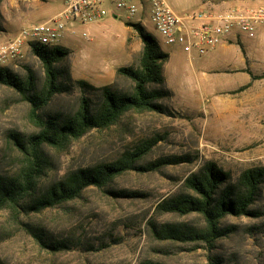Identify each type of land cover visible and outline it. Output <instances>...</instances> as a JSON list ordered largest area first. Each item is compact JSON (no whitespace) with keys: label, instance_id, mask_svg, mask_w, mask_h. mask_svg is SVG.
I'll return each mask as SVG.
<instances>
[{"label":"rangeland","instance_id":"rangeland-1","mask_svg":"<svg viewBox=\"0 0 264 264\" xmlns=\"http://www.w3.org/2000/svg\"><path fill=\"white\" fill-rule=\"evenodd\" d=\"M166 1L178 15L194 17L200 24L222 13L223 2L243 0ZM62 7L63 0H0V42L26 22L45 21ZM116 12L117 18L109 15L99 23L75 24L90 39L66 30L60 43L68 55L54 64L66 90L38 113L72 114L83 96L93 105L99 91L81 88L79 80L129 92L133 83L116 69L138 63L142 43L125 24L138 18L160 48L173 53L162 67L167 94L156 100L164 111H128L115 124L91 129L63 150L44 146L50 165L41 183L113 161L146 139L153 143L136 165L159 161L158 165L147 171L126 170L101 187L88 186L79 197L39 212L15 216L0 210V264H264V187L249 205L254 215H226L218 225L228 232L209 243L158 234L165 224L204 228L199 213L159 207L169 197L190 193L185 186L189 174L207 163L228 172L231 179L244 169L264 167V48L258 54L252 46L256 36L238 33L240 37L224 41L233 43L225 53L227 62L209 60L208 52L188 56L164 43L147 14L127 18ZM4 66L21 78L30 69L38 83L43 80L41 62L29 48ZM29 109L17 91L0 84V174L16 168L18 152L11 135L37 131L28 119Z\"/></svg>","mask_w":264,"mask_h":264},{"label":"trees","instance_id":"trees-1","mask_svg":"<svg viewBox=\"0 0 264 264\" xmlns=\"http://www.w3.org/2000/svg\"><path fill=\"white\" fill-rule=\"evenodd\" d=\"M125 24L135 30L142 43L138 63L116 69L117 75L131 80V90L118 92L110 85L94 87L79 80L81 88L99 91V95L93 105L89 96L81 97L77 110L72 114L45 117L38 113L56 93L66 90V84L59 81L54 66L56 61L68 55L66 47L40 45L31 48L43 68L41 83L36 81L30 69H27L25 78H21L7 66H0V84L14 89L29 103L28 119L37 127V131L27 136L11 135L18 158L14 171L0 174V210L7 209L15 216L39 212L79 197L88 186L101 187L126 170L156 169L159 161L145 166L136 165L153 143V140L146 139L134 149L125 150L113 161L77 168L45 186L41 183L50 165L44 146L63 150L91 129L115 124L128 111H164L156 100L167 94L162 89L165 84L162 67L169 54L160 48L141 23ZM185 186L190 189L189 194L169 197L159 207L179 214L199 213L204 218V228L165 224L158 234L168 239H202L209 243L228 232L227 228L218 225L226 215H254L249 205L264 187V167L244 169L231 179L228 172L207 163L186 177ZM54 248L57 249L56 246Z\"/></svg>","mask_w":264,"mask_h":264},{"label":"built area","instance_id":"built-area-1","mask_svg":"<svg viewBox=\"0 0 264 264\" xmlns=\"http://www.w3.org/2000/svg\"><path fill=\"white\" fill-rule=\"evenodd\" d=\"M116 10L127 18L147 14L165 44L178 46L189 55L205 54L234 33L252 38L258 25L264 26V7L245 12L229 9L197 24L194 17L178 15L166 0H63L56 15L42 22H26L13 37L0 42V66L19 60L33 46L61 45L66 30L90 39L88 32L75 24L99 23L109 15L117 18Z\"/></svg>","mask_w":264,"mask_h":264},{"label":"crops","instance_id":"crops-1","mask_svg":"<svg viewBox=\"0 0 264 264\" xmlns=\"http://www.w3.org/2000/svg\"><path fill=\"white\" fill-rule=\"evenodd\" d=\"M249 0H243L240 2H223L222 3V8L226 7L223 12H225L226 10L229 9H234V10H241L242 12L248 11L251 8H257V7H264V2H247ZM240 34H232L229 38V40H233L236 36H239ZM256 36V42L254 45V47H256L258 49V54L263 53V48H264V26L263 25H258L257 27V31L255 33ZM254 36V37H255ZM240 37V36H239ZM155 40L158 42V44L161 47V44L159 43V41L155 38ZM229 45H233V43H228ZM228 44L226 42H223L219 45H217L215 48L211 49L207 55L209 54V60H224L225 62H227V60H229V58H227V56L225 55V53L227 52V47ZM66 47V45H64ZM162 49V48H161ZM163 50V49H162ZM169 56H171L173 53L170 51ZM188 56H191L189 54H187ZM249 72H251L250 68L248 70ZM252 74V73H251ZM254 74H252L253 76Z\"/></svg>","mask_w":264,"mask_h":264}]
</instances>
